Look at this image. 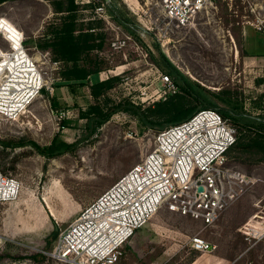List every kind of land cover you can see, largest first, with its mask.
<instances>
[{"label":"rangeland","instance_id":"rangeland-1","mask_svg":"<svg viewBox=\"0 0 264 264\" xmlns=\"http://www.w3.org/2000/svg\"><path fill=\"white\" fill-rule=\"evenodd\" d=\"M77 2L95 3L94 8L81 9L80 15L101 20L97 30L106 35L103 48L81 61L98 65L99 73L82 81L66 80L62 71L71 64L56 61L50 51L37 47V40L58 20L49 0L0 3V16L24 31L29 54L47 79L54 80L52 89L19 119H0V138L29 139L41 146L57 137L76 142L74 151L51 158L31 146H0V170L22 186L17 200L0 202V264H71L45 253L55 244V229L66 228L84 207L142 162L161 131L118 111L89 134V115L97 113L91 112L92 106L107 112L131 98L147 107L184 93L175 76L165 72L162 55L207 104L230 108L216 95L229 90L241 110L264 116V0H216L184 26L166 20L153 0ZM114 9L135 34L113 18ZM114 76L119 79L104 95L97 99L90 94L92 83ZM166 76L175 85L172 91ZM229 161L260 181L211 226L161 210L127 242L119 264H264V155L234 153ZM196 235L211 248L196 250L192 243ZM36 253L45 257L35 259Z\"/></svg>","mask_w":264,"mask_h":264},{"label":"built area","instance_id":"built-area-1","mask_svg":"<svg viewBox=\"0 0 264 264\" xmlns=\"http://www.w3.org/2000/svg\"><path fill=\"white\" fill-rule=\"evenodd\" d=\"M163 17L187 25L216 0H153ZM0 16V119H19L54 80L39 68L25 47V33L16 34ZM14 24V23H13ZM262 29V27H259ZM38 75H35V73ZM46 75V76H45ZM169 90L175 85L165 77ZM237 141V129L213 107L166 127L155 137V148L111 187L58 231L45 253L71 264H119L124 246L137 230L161 210L214 225L221 215L259 181L229 165L227 152ZM21 183L0 170V202L17 200ZM198 251L210 249L200 235L192 238Z\"/></svg>","mask_w":264,"mask_h":264},{"label":"trees","instance_id":"trees-1","mask_svg":"<svg viewBox=\"0 0 264 264\" xmlns=\"http://www.w3.org/2000/svg\"><path fill=\"white\" fill-rule=\"evenodd\" d=\"M4 1L7 0H0V3H3ZM49 1L53 5L54 12L59 15L58 20L51 23L49 25L48 33L37 40V47L39 49L50 51L54 60L63 62L67 65L71 64L66 66L62 71L66 80H87L91 75L99 73L100 68L98 65L90 67L85 63L81 64V61L90 52L102 49L106 38L104 31L97 30L98 28L100 29L99 24H101V20L97 21L92 18L85 19L80 15L81 9L94 8L95 3L90 2L81 5L77 0ZM112 15L119 23L127 27V19L124 18L117 9L113 10ZM127 29L130 30L129 26ZM130 32L135 34V32L131 30ZM136 38L141 41L137 36ZM150 54L152 60L156 64L161 65L154 54L152 52H150ZM161 57H163L166 62L165 65H167L165 67V72L175 76V83L184 91V93H174L147 107L135 103L131 98H126L125 100L118 102L107 112H101L99 109H96V106L94 108L92 106L91 112L97 113L89 115L91 118V121L89 120V125H87L90 128L89 134L94 133L100 125L110 119V117L118 111H123L136 116L148 128L162 130L166 127L186 121L201 109L213 107L218 109L225 118H228V120L230 119L232 122L231 124L237 129V141L227 152L229 165H232L229 161V157H233L234 153H258L264 155V116H254L250 112L241 110L237 101L231 99V91L229 90H223L216 93V95L230 108L220 109L211 103L207 104L200 99L198 94L192 93L189 90L188 86L184 83L165 56L162 55ZM118 79V76H114L92 83L90 85V94L94 98H100L114 86ZM190 97L197 100L198 103H193ZM84 114L85 113L83 112V115ZM0 146L3 149L8 147L15 148L31 146L36 149L39 154L51 158L74 151L76 142L70 143L57 137L53 139L51 144L41 146L34 140L29 139L6 141L0 138ZM43 256L45 257V255L41 253H36L32 257L38 259Z\"/></svg>","mask_w":264,"mask_h":264},{"label":"bare ground","instance_id":"bare-ground-1","mask_svg":"<svg viewBox=\"0 0 264 264\" xmlns=\"http://www.w3.org/2000/svg\"><path fill=\"white\" fill-rule=\"evenodd\" d=\"M12 24V26H10V24L8 23V22H6L5 20H4V23H2V25L6 28V29H8V30H10V34L12 35V36H14L15 34H16V26H15V24H13V23H11ZM35 73V72H34ZM35 75H38V73H35Z\"/></svg>","mask_w":264,"mask_h":264},{"label":"water","instance_id":"water-1","mask_svg":"<svg viewBox=\"0 0 264 264\" xmlns=\"http://www.w3.org/2000/svg\"><path fill=\"white\" fill-rule=\"evenodd\" d=\"M107 2H110L111 0H105ZM58 234V229H55L54 233L52 234V238L55 239L57 237Z\"/></svg>","mask_w":264,"mask_h":264}]
</instances>
